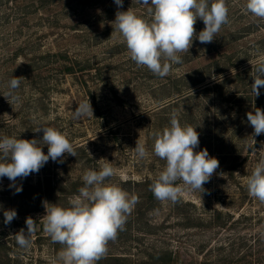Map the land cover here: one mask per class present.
I'll list each match as a JSON object with an SVG mask.
<instances>
[{"label": "rangeland", "instance_id": "1", "mask_svg": "<svg viewBox=\"0 0 264 264\" xmlns=\"http://www.w3.org/2000/svg\"><path fill=\"white\" fill-rule=\"evenodd\" d=\"M226 3L229 22L214 41L194 38L179 54L182 63L161 78L138 67L119 35L111 36L118 10L131 7L147 18L136 0L119 9L114 0H0V138L41 140L35 128L51 126L76 151L17 178L19 193L0 178V264H53L62 246L43 231L45 202L67 207L84 171L108 161L115 169L110 182L139 202L97 264H264V203L246 187L264 157V134L252 135L246 115L264 110V87L259 97L251 92L264 59V19L244 11L246 0ZM204 27L197 19L196 33ZM13 76L23 78L20 101L11 105L3 94ZM88 99L93 116L74 120ZM174 111L182 125L196 127L195 151L207 149L219 161L204 192L185 191L176 203L149 190L165 165L153 154L152 133L169 126ZM137 141L148 152L143 159L133 151ZM8 209L17 218L5 225ZM27 217L36 231L21 249L13 235L27 231Z\"/></svg>", "mask_w": 264, "mask_h": 264}, {"label": "clouds", "instance_id": "2", "mask_svg": "<svg viewBox=\"0 0 264 264\" xmlns=\"http://www.w3.org/2000/svg\"><path fill=\"white\" fill-rule=\"evenodd\" d=\"M114 3L118 9L123 7V0H114ZM136 3L146 8L147 18L131 7L127 11L118 10L111 36L114 32L119 35L130 59L138 67H146L161 78L170 74L173 65L182 63L179 54L189 52L194 38L202 44L212 43L221 27L229 22L226 0H136ZM244 11L264 19V0H246ZM197 19L205 25L199 33L194 28ZM252 77L251 92L259 97L264 87V59L257 63ZM22 78L13 76L8 81V90L3 96L11 105L20 101L16 90ZM246 115L254 129L252 135L264 134V110L254 107ZM85 116H93L89 99L79 103L73 111L74 120ZM195 129L182 125L174 111L170 125L152 133L153 154L165 162L163 170L149 186L158 201L176 203L185 191L204 192L203 185L219 167L218 159L210 157L207 149L195 151L199 145ZM40 131L43 132L41 140L0 138V178L7 177L11 182L9 187L15 188L16 193L22 191L17 178L38 173L49 159L63 163L65 153L76 157L66 133L43 125L34 130ZM44 145L48 148L47 154L42 151ZM133 151L140 159L148 156L145 145L138 141ZM114 175L111 162L102 163L99 170L84 171L83 186L78 194L69 198L67 207L45 202L43 231L53 243L62 246L53 264H97L107 254L108 242L115 240L118 231L123 230L128 215L139 202L136 194L110 182ZM246 187L249 196L264 203V157L246 177ZM3 216V223L9 225L17 218V212L4 210ZM25 223L27 231L22 228L13 235L21 249L30 247L36 231V221L31 217H27Z\"/></svg>", "mask_w": 264, "mask_h": 264}]
</instances>
